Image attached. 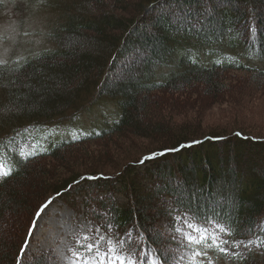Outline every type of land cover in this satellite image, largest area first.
<instances>
[{
  "label": "trees",
  "instance_id": "obj_1",
  "mask_svg": "<svg viewBox=\"0 0 264 264\" xmlns=\"http://www.w3.org/2000/svg\"><path fill=\"white\" fill-rule=\"evenodd\" d=\"M262 8L264 0H79L63 7V22L49 34L54 46L20 58L19 71L15 59L0 70V158L15 169L0 182V220L12 225L7 214L20 208L13 186L44 172L37 194L44 198L26 225L16 220L18 239L0 231V264H18L37 209L53 198L52 204L74 209L96 227L113 224V234L138 227L145 241L140 247L164 264H177L185 250L175 231L177 216H212L231 227L233 235L224 237L230 240L264 236V136L239 129L199 136L156 122L153 102L157 92L179 95L199 84L218 99L227 87L222 75L231 70L264 79ZM138 64L139 74L134 73ZM118 69L125 72L123 80ZM103 99L115 105L100 132L64 133L80 130L68 129L74 113ZM42 126L50 141L24 151L30 131ZM143 131L145 139L162 141L113 163L111 172L91 167L65 177L47 172L48 160L65 163L80 147L90 153L91 145ZM32 151L38 154L23 158ZM159 153L165 154L144 159ZM89 176L97 179H81ZM34 235L19 264H53V250L34 248ZM240 251L242 259L208 255L213 264H264V247Z\"/></svg>",
  "mask_w": 264,
  "mask_h": 264
},
{
  "label": "rangeland",
  "instance_id": "obj_2",
  "mask_svg": "<svg viewBox=\"0 0 264 264\" xmlns=\"http://www.w3.org/2000/svg\"><path fill=\"white\" fill-rule=\"evenodd\" d=\"M72 1L0 0V59L10 61L35 56L47 48H52L54 41L49 34L63 22L61 16L63 7L71 8V5L79 0L71 3ZM67 11L69 12L67 14H70V10ZM124 15L128 17V13L125 12ZM140 67L138 64V69L134 73L142 72ZM116 76L119 80L126 77L122 69L117 70ZM222 76L223 84L227 87L218 99L210 97L207 94V87L202 84L195 85L179 95L157 92L154 95L156 100L153 101L157 103L154 119L159 123L174 124L179 129L199 131L201 133L199 136L213 130L224 132L234 129L264 136V79L248 72L234 70L227 71ZM114 105V102L104 99L87 104L81 112L74 113V116L68 119V124L61 121L67 124L68 129L79 127L80 130H67L64 133L74 137L82 133L100 132L103 129L102 125L112 120L111 110ZM161 116H167L169 119L167 117L165 120L159 119ZM149 122L152 123L151 120ZM46 130V126H42L30 131L31 137L24 149L32 150L34 146L38 148L46 145L52 137L47 136ZM145 138L144 131L141 135L130 133L120 141L114 139L110 144L91 145L90 153L82 152L80 147L79 152L72 153L65 163L48 160L47 165L49 164L50 168L46 167L47 172L55 176L64 173V177L75 170L81 171L88 167L96 168L98 172L99 170L111 172L109 168L113 163L117 164L129 156H135L145 148L152 149L162 141L161 137ZM65 164L67 166L64 170L62 168ZM43 173V170L36 171L22 184L13 186L14 191L19 195L17 199L22 201L20 208L15 213L11 211L7 214V217L13 220L12 225L9 221L6 222V219L0 220V231L11 240L18 239V234L14 237L16 220L20 221L22 226L26 225L29 214H32L44 198H37V194L42 192L40 184L43 183ZM12 185L9 184L10 187ZM30 206L31 209L28 210ZM90 228L94 230L93 225L74 209L59 202L51 204L37 221L34 248H51L54 253L53 264H69L68 257L71 253L68 249L74 248L76 238L89 233Z\"/></svg>",
  "mask_w": 264,
  "mask_h": 264
},
{
  "label": "snow or ice",
  "instance_id": "obj_3",
  "mask_svg": "<svg viewBox=\"0 0 264 264\" xmlns=\"http://www.w3.org/2000/svg\"><path fill=\"white\" fill-rule=\"evenodd\" d=\"M19 71L24 66L21 59L13 61ZM9 61L0 59V70L6 68ZM27 87V85H23ZM236 135H240L237 133ZM38 154L35 151L23 155L24 159ZM165 153L153 154L144 159H154L157 155ZM143 162V161H142ZM15 169L11 166H5L0 162V182L10 177ZM81 179L93 180L96 177H82ZM80 181H76L79 183ZM71 187V186H70ZM59 195V194H57ZM54 199V198H53ZM53 199H49L42 204L36 211L35 217L30 225L29 231L21 246L19 260L22 259L29 249L30 241L33 233L37 228V221L45 214V210L53 203ZM178 227L175 228L176 233L180 236V246L185 251L176 258L177 264H213L212 258L208 255L209 251H213L218 255L225 257L231 256L233 259L243 258L241 248L251 250L253 246L256 248L264 247V236H258L256 239L248 241H236L226 239L231 237L233 230L218 223L214 217L205 216L189 218L181 215L174 218ZM114 225L107 223L96 227L94 230L89 229V233L76 238L74 248H69L71 256L68 257L69 264H164L160 261L159 256L149 258V253L140 247L144 243L143 233L138 227L129 228L122 236L113 234ZM135 231V235H134ZM260 232L264 233V226H261ZM140 249L137 252V249ZM152 250L149 249V252Z\"/></svg>",
  "mask_w": 264,
  "mask_h": 264
}]
</instances>
